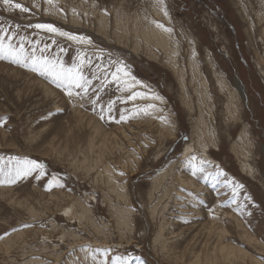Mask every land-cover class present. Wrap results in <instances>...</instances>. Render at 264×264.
<instances>
[{"label":"rangeland","instance_id":"rangeland-1","mask_svg":"<svg viewBox=\"0 0 264 264\" xmlns=\"http://www.w3.org/2000/svg\"><path fill=\"white\" fill-rule=\"evenodd\" d=\"M14 2L29 11L0 4L11 43L83 59L90 83L69 97L0 60V157L44 166L0 184V264H264V0Z\"/></svg>","mask_w":264,"mask_h":264},{"label":"snow or ice","instance_id":"snow-or-ice-1","mask_svg":"<svg viewBox=\"0 0 264 264\" xmlns=\"http://www.w3.org/2000/svg\"><path fill=\"white\" fill-rule=\"evenodd\" d=\"M49 4L53 2V0H47ZM0 4H3L5 6V9L7 10L8 7H12L14 9H18L20 12H28L29 9L25 6H23L20 3H15L14 0H0ZM28 27H32L34 29H43L49 33H56L59 36L66 37L67 39L74 41L76 43H90V40H88L86 37L83 36H76L68 32H64L60 29H57L51 24H34V25H28ZM157 27H163V25H157ZM167 30V29H165ZM8 29L0 26V60L4 59H10L12 63L19 64L21 67L29 68L31 71L37 73L40 76L45 77L46 79H49V81L53 84H55L58 88H63L65 91V94L69 97H72L74 95L73 88L81 89L83 93L87 94L88 87L87 84L90 83V81L86 80L85 77L81 73V68L84 64V60H80V64H73L71 67H65L62 62H58L56 59H49L47 56H37L36 55V45L32 44L31 41H29V44H32V52L31 54H27L25 52V37L21 36L19 47L17 48L15 45L11 43L16 33H12L11 35H8ZM6 41H8L6 43ZM55 43V41H53ZM39 43V42H37ZM49 45L45 44L43 48H40V52L43 53ZM63 51V49H61ZM90 63V61H89ZM124 73L125 76L128 75V73L120 67L116 68V71L113 72L112 79L116 81L118 84L126 83L125 81H122L120 78L119 73ZM107 79V77H106ZM135 80V78H133ZM135 83H140L139 81H135ZM76 95H80L79 92L75 93ZM145 94L140 92H134L132 95L128 97L129 100H133L137 97H143ZM155 99H162V97L155 96ZM95 103V101L93 102ZM111 103L108 105V111L111 112ZM148 108H154L155 105L149 104L147 105ZM103 112V109L101 110ZM139 111H144V109H140ZM103 115H101V119H103ZM2 119L0 118V123H2ZM127 117L123 114L120 116V120H126ZM163 119V118H162ZM196 157H191L188 161L189 165L192 167L193 175H196L197 170L203 171V168L200 169L196 168V165L192 164V161H195ZM203 164V162H201ZM43 165L37 163L35 160H29V159H23L20 160L17 157H10L7 160H5L4 157H0V175L4 174L5 168L8 169L7 173V179L0 178V184L4 183H15L16 179H19L20 177L28 176L32 172L36 171L37 169H40V175H44L43 173ZM14 174V178H13ZM223 175V173H220ZM40 176H37V179H39ZM55 178H53V181L49 182V185H51L54 182ZM228 183H231L229 181ZM243 185L236 184L233 188V195L237 194V190L242 188ZM245 199H248L246 196ZM25 227H28V225H25ZM2 238V237H0ZM105 259L100 261L99 264H109L108 260V250H105L103 253ZM110 264H127V260L124 258H121L119 256H112L110 259Z\"/></svg>","mask_w":264,"mask_h":264},{"label":"bare ground","instance_id":"bare-ground-1","mask_svg":"<svg viewBox=\"0 0 264 264\" xmlns=\"http://www.w3.org/2000/svg\"><path fill=\"white\" fill-rule=\"evenodd\" d=\"M167 18V17H166ZM163 22V21H162ZM164 26V25H163ZM170 33V32H169ZM146 38H148L149 40H153V41H155V42H157V41H171L172 42V40H171V37L168 35V31L166 32V31H163V30H159V31H157V30H155V29H151L150 31H148L145 35H144ZM170 45H172L171 43H170ZM178 58V57H177ZM175 59V58H174ZM208 60H210L211 61V59H208ZM218 80L220 81V79L218 78ZM202 84H203V86H205V88L207 87L206 85V82L203 80V82H202ZM219 84H222V86H227L226 87V91H228V93H229V95H230V98L232 99L233 97H236V98H239V93H238V91H237V89L236 88H234V89H232L233 87H232V85H229L228 84V81L226 80V79H222L221 80V83H219ZM227 84V85H226ZM232 87V88H231ZM208 89V88H207ZM238 89H239V87H238ZM204 95L206 96V90H204ZM204 95H203V99H204ZM233 110H235L234 108H233ZM236 111V110H235ZM237 155H243V156H245L244 154H241L242 152L240 151V150H235L234 151ZM242 156V157H243Z\"/></svg>","mask_w":264,"mask_h":264}]
</instances>
